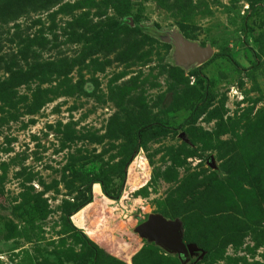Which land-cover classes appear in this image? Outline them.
Instances as JSON below:
<instances>
[{
	"label": "rangeland",
	"instance_id": "obj_1",
	"mask_svg": "<svg viewBox=\"0 0 264 264\" xmlns=\"http://www.w3.org/2000/svg\"><path fill=\"white\" fill-rule=\"evenodd\" d=\"M0 264H264V0H0Z\"/></svg>",
	"mask_w": 264,
	"mask_h": 264
},
{
	"label": "water",
	"instance_id": "obj_2",
	"mask_svg": "<svg viewBox=\"0 0 264 264\" xmlns=\"http://www.w3.org/2000/svg\"><path fill=\"white\" fill-rule=\"evenodd\" d=\"M174 43L181 58L185 56L193 57L192 60L203 62L211 56L210 48L197 46L180 36ZM136 231L140 236L155 241L165 248L184 256L197 250L196 247L183 243L180 223L176 220L170 221L159 215L151 214L147 216L146 220L136 226Z\"/></svg>",
	"mask_w": 264,
	"mask_h": 264
},
{
	"label": "bare ground",
	"instance_id": "obj_3",
	"mask_svg": "<svg viewBox=\"0 0 264 264\" xmlns=\"http://www.w3.org/2000/svg\"><path fill=\"white\" fill-rule=\"evenodd\" d=\"M184 58L185 59H193V57H187V56H185Z\"/></svg>",
	"mask_w": 264,
	"mask_h": 264
}]
</instances>
